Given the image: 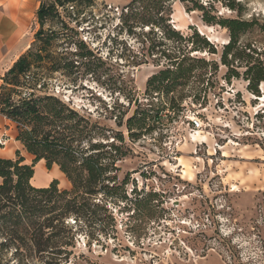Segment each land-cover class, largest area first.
Segmentation results:
<instances>
[{"label": "rangeland", "instance_id": "1", "mask_svg": "<svg viewBox=\"0 0 264 264\" xmlns=\"http://www.w3.org/2000/svg\"><path fill=\"white\" fill-rule=\"evenodd\" d=\"M37 3L32 0L24 15L20 38L11 46L0 45L1 77L39 29ZM201 3H209L215 22L252 23L226 64L227 30L206 25L201 12L177 0L170 4L168 21L160 20V0H91L78 7V39L93 57L82 60L70 79L53 76L47 93L109 130L101 143L121 132L127 153L116 162L117 188L107 211L91 207L89 225L82 224L74 240L73 251L82 257L68 264H264V82L251 91L246 73L252 64L264 68V0ZM49 28L57 27L44 26ZM170 32L182 41L172 35L168 39ZM194 32L209 42V49L192 38ZM188 39L195 43L187 44L189 58L205 63L194 62L190 77L171 93L146 90L148 78L167 65L156 52L184 46ZM158 43L164 46L155 48ZM150 106L164 107L158 111L160 121L154 122L152 113L142 133L129 139L115 118L126 119L137 107ZM192 115L202 119L201 129L192 128ZM10 126L14 135L5 133L11 136L6 147L16 136ZM34 169L33 186L56 180L59 189H70L55 165L47 169L37 163ZM73 223L70 218L76 228Z\"/></svg>", "mask_w": 264, "mask_h": 264}, {"label": "trees", "instance_id": "2", "mask_svg": "<svg viewBox=\"0 0 264 264\" xmlns=\"http://www.w3.org/2000/svg\"><path fill=\"white\" fill-rule=\"evenodd\" d=\"M173 1L160 0L161 21L169 20ZM177 1L190 11L201 12V20L206 25L218 24L227 30L229 41L222 54V62L226 64V57L235 49L240 34L252 23L236 19L215 22L209 17V3ZM81 5H91V0H39L35 12L39 29L28 49L0 77V114L15 126V140L32 157V162L27 164L16 151L15 158L0 159V264L77 262L82 257L73 251L77 230L82 229V224L89 225L93 215L91 207L102 206L107 211L105 206L117 188L116 162L127 153L122 133H116L109 143H101L100 138L108 140L109 130L93 121L90 114H81L60 97L47 93L53 76L59 74L70 79L82 60L93 57L90 51L83 52L87 48L76 31ZM228 7L234 9L232 4ZM46 24H55L57 28L44 30ZM170 35L182 41L176 32H170L168 39ZM192 38L201 41L204 48H210L209 42L197 33ZM183 42L184 46L174 50L163 48L156 52L167 65L148 78L146 90L155 94L171 93L190 77L194 62L205 63L189 58L187 44L192 47L194 42L190 39ZM163 46L158 43L155 48ZM237 55L238 52L232 54L234 58ZM186 61L191 63L183 66ZM257 67L259 64H252L246 70L248 87L255 92L264 82V68ZM158 111H164V107L160 110L152 106L137 107L130 117L115 118V123L124 127L132 139L142 133L145 119L152 118V113H155L154 122L160 121ZM104 148L108 150L103 151ZM40 161L47 169L55 165L70 183V189H59L56 180L46 187L33 186L34 168ZM70 218L76 228L69 224Z\"/></svg>", "mask_w": 264, "mask_h": 264}, {"label": "crops", "instance_id": "3", "mask_svg": "<svg viewBox=\"0 0 264 264\" xmlns=\"http://www.w3.org/2000/svg\"><path fill=\"white\" fill-rule=\"evenodd\" d=\"M31 7L32 0H19L18 5H12L6 0H0V45L3 43L5 46H11L16 40L20 38L23 30L26 28L25 25L27 21L24 15L28 13V8ZM35 8V10H37L38 3L36 4ZM19 56H17L14 61ZM10 124L12 123L0 114V137L2 135H6L5 133H7L8 131L12 133V136L14 135V131H12ZM9 141L10 140H8V142ZM16 151H19L21 156L23 152L27 156H29L23 150L20 143L14 139L12 145H10L9 147H6V145L4 147H0V159H13L15 158ZM22 157L24 158V156ZM38 163H43V161H40ZM50 181L46 182V184H43V186L36 185L35 187H46L49 185Z\"/></svg>", "mask_w": 264, "mask_h": 264}, {"label": "built area", "instance_id": "4", "mask_svg": "<svg viewBox=\"0 0 264 264\" xmlns=\"http://www.w3.org/2000/svg\"><path fill=\"white\" fill-rule=\"evenodd\" d=\"M189 121L191 123V126L194 130H199L203 127V121L201 118L192 115L189 117ZM8 142V138L4 135L0 137V147H4Z\"/></svg>", "mask_w": 264, "mask_h": 264}]
</instances>
